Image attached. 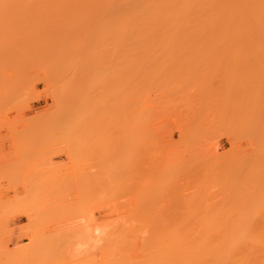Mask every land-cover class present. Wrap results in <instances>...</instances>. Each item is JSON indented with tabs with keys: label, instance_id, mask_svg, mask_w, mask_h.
I'll return each mask as SVG.
<instances>
[{
	"label": "rangeland",
	"instance_id": "obj_1",
	"mask_svg": "<svg viewBox=\"0 0 264 264\" xmlns=\"http://www.w3.org/2000/svg\"><path fill=\"white\" fill-rule=\"evenodd\" d=\"M61 1L60 0H56V1L55 0L54 1L53 0L52 1L51 0L50 1L49 0H10V1L0 0V264H105V263L111 264L110 262L113 261H115L113 262V264H115L116 261L118 262V264H124L128 262L129 259L131 262L129 261L128 264L129 263L141 264L139 262L134 261V259H132L131 257H127L128 256L127 254L118 253L117 256L114 246L115 243L112 244V241L114 242V240L116 239V238L113 239L112 237L118 236L119 238H122L123 236L125 237L127 235L125 233L127 232L126 229H124L125 230L124 232L122 229L126 225L125 223H127L128 221V220L125 221L127 219L126 215L127 217L128 215L129 216L131 215L132 218V221H130L131 219L129 217L130 222L128 221L127 224H130L131 222L135 224H141V223L144 224V222L145 224H148V222L149 224L150 223L156 224L157 222L155 221L159 219L158 216L163 218L167 212H168L166 214L167 216L170 215V213L172 212L171 214L173 217H171L170 215L169 220L175 218L176 213L178 216L187 213L184 215L187 216L190 215L188 218H190L193 214L191 218L194 217L196 220V213L197 214L200 213V210L198 211V209L196 208H201L200 214L210 212L211 211L210 209H212L211 212H213L217 209L233 208V212L236 211L235 217L237 215V210L238 211H240V209L246 210L248 208L254 209L255 207L259 208L260 206L259 204L263 203L264 201V194H263L264 175L262 174L264 169L257 170L258 172L250 171L251 168L252 170L256 169L255 168L256 166L252 164L255 155L253 156V158H250L248 155H251L252 153L254 154V152H259L261 150L260 146L261 148L262 146L264 147V141L262 140V137L264 139V135H262L264 134V129H259L257 126V124L260 121H262V119L264 121V116L262 115L261 117L260 115L261 114L260 109H262V111L264 112V57L263 56L257 57V55L255 54L256 52H262V51L257 49L255 50L244 49L245 50L244 51L239 48H236L237 50L235 48H221V49L191 48V50H189L190 48H177V47L174 49L164 48V47H153L151 49L142 48L144 51H142V49L140 48L138 49L135 48V51L132 50L133 48H131L130 50L129 48H123V49L117 48L118 50H116V48L114 49L115 45L112 44L114 40H111L113 38L112 29L108 27L111 26V18L108 17L105 19V17H103L101 21L105 20L106 22L105 21L103 22L106 23L107 25L99 24L101 22L99 21L100 19L98 20V22H96L97 18L93 16L94 14L92 13V10L93 9L95 10L94 7L96 5L91 10L92 5H90L89 3L88 6L90 5V7H88L85 6L87 2L84 3L85 7L84 6L81 7L85 12L82 13L81 10L82 14H80L79 11L76 10L77 11L76 12L74 8H76L78 4L79 5L83 4L82 3L83 0L81 2L80 0L79 1L61 0ZM94 3L97 4L98 7V2L96 3L95 1ZM74 4L76 6H74ZM103 6L104 5H102V7ZM86 7L90 11V13H92V16L87 17L89 14L86 15V10H85L87 9ZM100 9L101 6L99 4V10ZM89 11H87V13H89ZM102 11L103 9H101V12ZM98 12H96V14ZM101 12H99V15ZM80 15L83 16L81 17ZM99 17L100 16H98V18ZM101 18H102V14H101ZM11 21L15 23L16 26L13 23L11 24L10 23ZM8 22L12 27L8 24ZM95 22L96 24L98 23V25L102 27L101 28V30L103 29L102 32L106 29L107 30L109 29L110 32L106 31V33L109 32L108 33L109 35L108 34L106 35L112 38L110 39L104 33L102 35L100 27L97 28L98 25H96ZM109 23L110 25H108ZM7 24L8 26H10L9 28H7ZM104 25H106L108 28L106 27H105L106 29L103 28ZM102 37H104L105 39H103ZM109 39L111 41H109ZM108 42H110V44H108ZM105 46L108 49L105 48ZM110 49L111 51H108ZM113 50L117 52H114ZM123 50L125 53L123 52ZM140 50L142 53L139 52ZM146 50H148L149 53ZM103 51L105 52V55ZM127 51H128V55H127ZM110 52H114V54L112 55ZM171 52L173 53L176 52V53H174L173 55ZM224 52L226 55L223 54ZM107 53L109 54L106 55ZM129 53L131 54L129 55ZM148 54H150L151 56ZM193 54H195V56ZM254 54L256 55V57ZM81 55H83V57L85 58V59L83 58L84 61H86L85 64L84 61L82 62V64H80V61H82V59L80 60ZM116 55H117V59L114 58L116 57ZM157 56H159L160 58ZM127 58L130 59L128 60ZM114 60H117V64L114 63L116 62ZM122 61L124 63H122ZM128 61H130L131 64H128L130 63ZM132 61H134L135 64ZM111 63L112 64L114 63L116 66L119 65L117 67V70H116V66L114 64L112 66ZM120 64L121 65L124 64L123 65L125 66L124 69ZM78 66L85 67L86 69L84 68L85 70H81L83 68L81 67L78 68ZM74 69H75L74 73L77 74L79 73V75H81L80 73L81 71L82 73L84 71L85 74L81 75L84 79V82L83 81L81 82V80H83L82 77L78 79L79 75H76L77 76L76 79H78L76 80V82L77 81L79 82L74 83L75 81L74 80L72 81V79H74V77L76 76H73V78H71L70 80V77H72ZM77 69H79V71ZM119 69L120 70L122 69L125 72H123L122 70L119 71ZM115 70L117 72H115ZM113 71L115 72V74ZM139 71L140 72L143 71V72L140 74ZM194 71H196L195 75L193 73ZM199 72L201 73L200 76L198 75L200 74ZM121 73L124 75H120ZM130 73H133L136 79V80L134 79V84H133L134 86L132 87L133 97L131 96L132 92L130 85L126 87L130 79L129 80L127 79V83L124 82L126 85L121 82L123 79L121 81L119 80L121 76H122L121 78H125L126 80V78H129L128 75L130 76ZM108 76H113V77L109 79ZM187 77L189 80L188 79L185 80ZM119 81L122 84H120ZM138 81L139 82L142 81V82L139 84ZM72 83L74 84L73 88L74 87L77 88L78 85L80 86V83H83V85H81L80 88L78 86V89H76L77 92H74L75 88L74 91H72L73 88H71ZM182 84L183 85L185 84L184 88ZM122 85H124L126 88ZM116 86L119 88H117ZM110 87L112 89H110ZM124 88L126 90H124ZM179 88L181 91L179 90ZM129 89L131 92V93L129 92L130 96L128 95L127 92V90L129 91ZM137 89L140 90L138 91ZM110 91L113 92L112 93L113 95L115 94L114 97L113 95H111ZM115 91L116 92L119 91V92L115 93ZM124 91H126L127 93H124ZM68 92H70L69 93L70 95L68 94ZM84 92L85 94L87 93L88 94L84 95ZM75 93L76 95L78 94V96L74 95ZM179 93L181 97L179 96ZM120 94L122 96L127 94L128 98L127 96H125V98H122V96L120 97ZM73 95L75 98L78 99L72 100V98L71 99L69 98L70 96L73 97ZM184 95L186 96L185 98ZM80 96H81V101H80ZM84 97L86 98L85 101H84L85 99ZM118 97L120 98L117 99L119 102L116 101V99H113ZM135 97L136 98L139 97L140 101L138 98L136 99ZM74 100L75 101L78 100L77 103L79 105L75 104ZM104 100H106L107 103L106 101L104 102ZM113 100L117 102L116 105H114L115 102H113ZM132 100L135 102L133 103ZM124 101L126 102L125 106L122 105L124 104ZM183 101L186 103H184ZM194 101L195 102L199 101V103L198 102L195 103ZM140 102L143 106L141 104L139 105ZM191 102L192 104H189ZM131 103L133 104L134 108ZM225 103H227L228 105ZM196 104L198 106H195ZM199 104H201L202 106ZM108 105L111 107H109ZM118 105L120 106L119 107L120 109H118ZM191 106H193L192 107L193 109L201 107L200 110L199 109L197 110V112H199L201 115L196 112V114L199 116V120L197 115H194V113H192L191 110L193 109L191 108ZM213 106L216 107L214 108L216 111L211 110L213 109L212 108ZM122 107L123 110H121ZM105 108L106 109L111 108V109H108L109 110L108 112V110H105ZM222 108L223 109L227 108V109L223 110ZM83 109L84 110L86 109L85 113H88L87 112L88 109L89 112H91L90 111L91 109H96L93 110L95 113L94 118H93V114L91 115V113H88L87 115L83 114L85 115L84 117H88L82 119L83 123L85 121L87 122L84 123L85 125L83 123L81 125L80 122L82 118L81 115L82 113H84ZM136 109L138 110V112ZM201 109L203 110V112L201 111ZM217 109L218 110L221 109L220 112ZM210 110L214 112L215 119L212 115L213 112H211ZM249 110L250 113L248 112ZM139 112H141L140 118L142 117V119L140 118L137 119V116H139ZM216 112L218 114H215ZM245 112L246 114L244 115L243 113ZM112 114L113 115L116 114L114 115L115 117ZM206 114L210 115V117H206ZM111 115L113 116V119L111 118L112 117ZM127 115L129 116L127 117ZM218 115L219 117H217ZM237 115H239L240 118ZM243 115L245 120L249 118V116L250 118L252 116V119L250 118L248 119L250 122L244 121ZM246 115H248L247 118ZM90 116L93 119H91ZM222 116L224 117V119ZM134 117L136 119H134ZM228 117L231 122L229 121ZM194 118L195 120L193 121ZM206 118L208 119L211 118L212 120L210 119L211 121H208L207 119L206 121ZM128 119L131 121V123ZM236 119H237V123H236ZM213 120L216 121L214 122ZM136 121L138 122L135 123ZM195 121H197V123ZM112 122L116 123V125ZM246 122L247 123L249 122L248 123L249 125H247ZM105 124L108 125L110 128ZM131 124L133 126H131ZM89 126L91 127L89 128ZM134 126H136L135 129L133 128ZM108 128L112 130L109 131ZM139 128H142V130ZM258 129L261 130L262 132L259 131L260 132L259 133ZM113 130H114V134L119 131V133L116 134L117 135L120 134L121 140L119 136H117L116 134L115 135L117 138L119 137V139H117V142L123 148H121L118 145V143L115 141L116 137L114 138L115 135L113 136L112 134ZM132 130H135L133 131V134H135V136L137 137L133 138L132 133H128L129 135H126L127 132L129 131L131 132ZM183 131L184 132L186 131V133H184ZM96 133H98L97 134L98 138L96 136ZM110 134H112V136ZM137 134H139L140 136L142 134V136L139 137ZM254 134L256 135L255 138H254ZM260 134L262 135V137L260 136ZM83 137L89 139L90 142V143L87 142L88 143L87 150H86V146H84V144H86L85 141H87V139L84 141L85 138ZM101 137H103V140L101 139ZM111 137L113 139H111ZM129 137L130 139L133 138V140H135V141L132 140L133 141L132 145L133 148H135V151L131 149L132 148L131 140L129 139ZM93 138L94 141L92 140ZM110 141L111 143H114L113 147ZM125 141H130L128 142L130 144L129 153L133 151L132 152L133 155L132 154L129 155L128 153L129 149L127 147H124V146H129V144L126 143ZM252 141L254 143H252ZM83 142L84 144L82 145ZM104 142L107 143V146L106 143L104 145ZM108 142L110 145H108ZM138 144L141 146V148L142 147L144 148V149L142 148V150H144L143 157L139 153L138 149L141 148ZM115 145H118L117 149ZM137 146H139V148ZM118 148H120L119 152H121V154H119ZM112 149L113 150L116 149V151H113ZM103 150L104 151L106 150L105 151L106 154L103 152ZM125 150H127V152H125ZM232 150H235V153ZM126 153L128 154L126 155ZM218 153H221V156H223V158L225 157L224 163L221 162L222 159L220 154L218 155ZM224 153L225 154L227 153L228 156L227 155L224 156L225 155ZM243 153H245V157L247 159L249 158L253 159L252 163H250L251 161L250 162L248 161L250 163L248 164L249 167L248 165H246V167L248 168L251 167L249 169V173L252 174L250 175L247 172L248 171L247 168L245 172L246 174L249 175L246 177L245 174V179L243 176L244 180L242 178H238L239 177L238 176L234 181V178H232L233 176L231 177L230 175V171L234 170L233 168H235L238 162L237 159L241 156L240 154ZM110 154L118 155V157L117 156L113 157ZM123 154L125 156H123ZM119 156H121V158ZM122 156L124 158H122ZM136 156L138 158L139 156H141L142 159L146 156L143 159L144 161L140 157V161L142 160V162L143 163L145 162V164L143 165V163L138 162V160L134 158ZM105 157L108 158V160L105 159L107 161L104 160ZM217 157H219V159ZM232 157L234 158L238 157V158L234 160ZM227 159L232 161L229 162ZM244 160L246 161V159ZM112 161H114L115 163ZM136 161L140 164L136 165L137 164ZM147 161L149 162L151 161L152 163H154V165L156 164L154 166V169L159 168L158 171L156 170L157 173H155V174L160 173V176L157 175L159 176L158 179L157 177L156 179H154L155 178L154 176L156 175H154L153 173L149 174L150 173L149 170L152 169L151 170L152 172L153 167L149 168V166H151L152 163H146ZM99 162L102 163L106 162L107 164L109 163L108 165L109 167H107V164L104 163L101 164L104 167H101ZM111 162L114 167L111 166ZM119 162L121 163V165ZM226 162L227 164H225ZM134 163L136 164L134 165ZM222 163L224 165H222ZM245 163H242V165ZM146 164L147 165L149 164V166H147ZM160 164L161 166L162 165L163 166L161 167ZM205 164H207V167L206 166L204 167ZM215 164L218 165L216 166ZM118 165L120 166V168ZM141 165H143L142 167L145 168L143 169ZM238 165L236 166V169ZM99 166L101 170L105 169V173L107 170V173L105 174L104 171H101ZM208 166L211 167L210 171L207 170L209 169ZM124 168H127L128 170L126 171V169ZM202 169H203V175L201 174ZM226 169L227 171H225ZM111 171H113V173ZM118 171L121 172L119 173L120 175H118L117 173ZM131 171L133 172L136 171V173H139V177L137 176L138 174L135 175L136 173L133 174ZM205 171L206 172L208 171V173H206ZM237 171L238 174H240L241 170L239 171L238 169ZM237 171L234 170V173L235 172L237 173ZM128 173L133 174V176L129 175ZM211 173L215 175H212ZM112 174L114 176L116 175L115 179L118 177L117 180L114 179ZM125 174L128 175L125 176ZM255 174L258 176L257 177L258 179L255 178L256 177ZM144 175H146L147 177L150 176L148 177L149 180L150 178L154 177L153 180L151 179V186L149 185L150 181ZM199 176L201 178L203 177V180L206 183L207 182L212 183L210 184V186L211 185L214 186L212 188L208 187L207 185L209 184H206ZM85 177L86 180L89 181L90 186L89 185L88 186L90 188L87 186L88 183L85 180ZM98 177L99 179L104 177L103 180L106 178V181L108 177V179L110 178L111 181L112 180L114 181L111 182L110 180H108L111 182V185H109L107 182L108 184L107 187L105 180L102 183V179L99 180ZM111 177H113V179H111ZM131 177L133 181L135 179V182H131L132 181ZM144 177H146V179ZM210 177L213 179H211ZM126 178L130 179V184L132 183V185H129V180H127ZM119 179L121 181H118ZM141 179L148 180L149 182L148 181L146 182L144 180V182L146 183L143 184L147 185V183H149L148 185L151 189L152 187L153 188L156 187L155 191L154 189L151 191V189L149 188L146 189V187H143L144 185L142 186L143 181ZM205 179H207V181ZM139 180L140 183L138 182ZM212 180L215 183H213ZM220 180L221 181L225 180V184L224 182H222L223 184H221ZM124 181L127 183H125ZM155 181L158 183H155ZM245 181L246 183H248V185L245 183ZM97 182L98 185L100 182L101 184L100 187L97 185ZM114 182L117 184H115ZM152 182L154 186H152ZM217 182L218 185L220 182L221 188L219 189ZM84 183L86 184V187ZM138 183L140 184V188H137L139 186ZM243 183L248 187L245 188V185ZM258 183L259 186L257 185ZM103 184L106 186H104ZM127 184L129 186H132V188L128 187ZM134 184L136 185V187L134 186ZM201 184L202 186L205 185L211 189V190L208 189L211 194V195L209 194V199L208 196H205L208 195L207 194L208 192H205L206 187H203L204 188L203 190L199 188L204 193L201 191L198 192L199 189L195 188L197 187V185L201 187ZM96 185L99 188H97ZM102 185L104 186V189ZM254 185L256 186V188H254L255 187ZM121 186H123V188L125 189L126 187L131 189V192L130 189L129 191L127 190L128 188L126 189L125 195L122 196L123 199L126 196L127 191L129 193L127 194L126 197L128 198V195L129 197L130 195L132 197L131 199L132 201L129 200L130 198L127 199L125 197L124 200L122 199L123 200L122 202L125 203L127 199V201L129 200L133 202V204L131 202L129 203L134 205V208H131L133 206L130 205L128 202H126L129 206L127 205L126 208H122L121 210V208L119 209L120 206L119 200H121L122 197L120 198L118 197L117 200L115 198L114 200L112 199V197L117 196L119 191H122ZM187 186H189V188ZM94 187L97 188V190ZM215 187H217V189L220 192ZM242 187H244L245 189ZM249 187H251L252 190L249 189ZM257 187H258V191H257ZM259 187L263 189L261 190ZM119 188L121 190H119ZM135 188L140 189V190L136 189V192L142 191L140 193H143L144 191V193H146V197L144 193L142 194L145 197V200L147 196L148 197L150 196L151 199L149 198V200H147L148 202L144 203L143 202L144 197L138 193L137 195L138 196L140 195V197L136 198L137 195L135 194L136 193ZM213 188H215V190ZM253 188L256 189V192ZM125 189H123V191ZM239 189H241V191ZM89 190L91 191L93 190V191L91 192ZM102 190L106 194L103 193ZM115 190H117L116 192L117 194L115 193ZM132 190H134V192H132ZM147 190L150 191L148 192ZM221 190H223V192ZM183 191L184 194L186 195L182 199ZM242 191L245 193V195H248V197L243 195L244 193ZM107 192H109L111 195L110 194L108 195ZM187 192L189 193V195ZM246 192H248V194ZM252 192L255 193L253 194ZM258 192L260 193L258 194ZM113 193H115L116 196ZM97 194L100 195L98 196ZM122 194L123 193L119 194V196H121ZM178 194L179 195L182 194V196L180 195V199H177ZM213 194L219 196V198H222V200L218 199V197L214 198V196H213L214 199L213 200L211 198ZM227 194H229V196H227ZM106 195H108V197L105 198V200L110 198L108 199V201L104 200V197ZM157 195L158 197L156 198ZM223 195L224 196L226 195L225 198H223L224 197ZM188 197L191 198L189 199ZM254 197L256 198V201L258 200L257 201L258 204L257 203L255 204L256 201H254L255 200ZM153 198L155 200L157 199L156 202L154 201ZM199 198L201 199L199 200ZM241 198L243 203L245 201V205H246L245 207L244 205H241L242 203H239ZM243 198L246 200L248 199L247 202L246 200H243ZM100 199L101 200L103 199V201H100ZM111 199L114 201V203L112 202ZM136 199L139 201L137 202ZM152 199L153 201H151ZM196 199L198 200V203H200L203 200L199 206L196 205L198 203L194 204L197 201ZM164 200L167 202L165 203L166 205L164 204L165 202ZM180 200L182 202H179ZM183 200L184 203H186V205L183 203ZM157 201L158 202L164 201V202L163 203L159 202L158 205ZM187 201L191 204H189ZM260 201L262 202L260 203ZM142 202L144 204H141ZM225 202L228 204V206ZM107 203L108 205L110 203V206L107 207ZM116 203L119 204L115 206ZM135 203H139L140 206H142V208H144V206L153 208L152 210L150 209L151 210L150 215L149 213L148 214L146 213V209H148L147 207H145V210H142V208H140V206ZM169 203H171V205L176 208L173 209L174 207L170 206ZM167 204L170 207H168ZM214 204L215 205L220 204V205H216L215 207ZM263 204L260 207L264 208ZM121 205L123 204L121 203ZM161 205L162 207L163 205H165L168 208L163 207L164 209H162ZM182 205L184 207H180ZM117 206L118 209H115L117 208ZM177 206L180 208H178ZM192 206L193 207L195 206L196 208L195 207L193 208ZM240 206H243V209ZM123 207L125 206L123 205ZM138 207L141 210H139ZM112 208L115 211L113 212L112 210V213H110ZM154 208L156 209V211H154L155 210ZM166 208H167V212H166ZM234 208L236 209L234 210ZM258 208L254 209L255 211L257 209L258 211V213L256 211L257 215L256 214L254 215L256 216L254 220L262 221V219L264 218L263 216L264 212H262L261 210H263V208H260L261 210ZM137 209L139 212L140 211L142 212L138 214L139 218H136L137 216L135 217V214H137L135 213ZM188 209L191 210L188 211ZM116 210H119V212ZM181 210H183L184 212H181ZM144 211L146 214L143 213ZM157 211L159 212L157 213ZM161 211H164L162 212L164 215L161 213ZM191 211H193V213ZM118 214L125 215V217L124 215L123 217L121 215V218L119 216V218L123 221L119 220V218L117 217ZM112 216L116 221L114 220H113L114 222L111 221V219H113L111 218ZM144 216L148 217L146 218V221L144 220L145 219ZM149 216H151V218ZM178 216L176 217L177 219L175 218L176 221H174V219L171 221L163 219V221L165 220L167 221V223L177 222V220L181 218V217L178 218ZM141 217H143V219ZM109 218L111 219L109 220ZM149 218L153 219L154 222L153 221L147 222ZM162 218H160L161 221ZM139 220L140 221L144 220V222L137 223V221ZM112 222L113 224H111ZM159 222L160 220L158 221L157 224H159ZM104 224H105L104 227L105 229L102 231L101 228H103ZM109 224L113 228L116 227V230L113 229L111 226L109 227ZM106 225L107 227H109V229L106 227ZM128 226L125 227L128 229ZM105 230L107 233L105 232ZM121 233H125V234L123 235ZM105 240L106 241L108 240L107 243L110 241V243H108L109 245L106 243ZM103 245L105 246V249H103L104 248ZM106 248L109 249V251L107 250L108 253L105 252ZM105 254L108 255L104 257ZM109 254H113V255L109 256ZM125 259H127V261Z\"/></svg>",
	"mask_w": 264,
	"mask_h": 264
},
{
	"label": "bare ground",
	"instance_id": "obj_2",
	"mask_svg": "<svg viewBox=\"0 0 264 264\" xmlns=\"http://www.w3.org/2000/svg\"><path fill=\"white\" fill-rule=\"evenodd\" d=\"M10 1V0H9ZM50 1V0H49ZM52 1V0H51ZM54 1V0H53ZM56 1V0H55ZM61 1V0H60ZM76 1V0H75ZM79 1V0H78ZM82 0H80V2H81ZM96 1V3L98 2V7H97V4H95L94 2ZM102 2V3H100V2ZM37 2V1H36ZM48 2V1H47ZM62 2V1H61ZM67 2H69V1H67ZM87 2V3H86ZM91 2H92V4H91ZM63 3V2H62ZM70 3H72V2H70ZM76 3V2H75ZM82 3L83 4H81V5H79L78 4V2H77V4H78V6L76 7V8H74L75 9V11L77 10V11H79V13L80 14H82V13H84L85 11H83V6H84V3H86V5L85 6H88V4L90 3V5H92L91 6V10L93 9V7L95 8V10L93 11L92 10V13L94 14L93 16H95L97 19V21L96 22H98V20L99 21H101V19H103V17H105V19L106 18H111V26H108V27H110L111 29H112V35H113V38L112 37H109V36H107L106 34H108L110 31H109V29L107 30L106 28H108L106 25V23H104L103 21H105V20H103V21H101V22H103V23H99V24H106V25H104V27L103 28H105L106 30H104L103 32H102V30H101V26H99L98 25V23L96 24V22H95V24L96 25H98L97 26V28L98 27H100V30H101V32H102V35H103V33L107 36V37H109L111 40H114L113 41V45H115V47H114V49L116 48V50H118L117 48H129V50L131 49V48H133L132 50L133 51H135V48H140V49H142V48H153V47H164V48H190L189 50H191V48H193V49H196V48H239V49H242V50H244V49H257V50H260V51H262V52H256L255 54L257 55V57H260V56H263L264 57V0H83L82 1ZM103 3H105V4H103ZM49 4V3H48ZM52 4V3H51ZM68 4V3H67ZM94 4V5H93ZM99 4H100V6H101V9H103V11L101 12V9L99 10ZM5 5V4H4ZM9 5V4H8ZM32 5V4H31ZM38 5H40V4H38ZM58 5V4H57ZM90 5L88 6V7H90ZM102 5H104L103 7H102ZM36 6H37V4H36ZM35 6V7H36ZM48 6V5H47ZM62 6V5H61ZM72 6V5H71ZM70 6V7H71ZM74 6H76L75 4H74ZM82 6V7H81ZM84 6V7H85ZM4 7V6H3ZM2 7V8H3ZM44 7H45V5H44ZM63 7V6H62ZM81 7V8H80ZM96 7H97V9H96ZM54 8V7H53ZM77 8H79V9H77ZM87 8V7H86ZM21 9V8H20ZM38 9V8H37ZM49 9V8H48ZM50 9H51V6H50ZM64 9H65V7H64ZM71 9V8H70ZM90 9V8H89ZM8 10H10V9H8ZM44 10V9H43ZM62 10V9H61ZM81 10H82V13H81ZM86 10V15H88L87 17H90V16H92V13H90V11L88 10V8L87 9H85ZM98 10H99V12H101L100 13V15H99V12H98ZM32 11V10H31ZM65 11V10H64ZM76 11V12H77ZM87 11H89V13H87ZM96 12H98L97 14H96ZM67 13V12H66ZM70 13H71V11H70ZM75 13V12H74ZM9 14V13H8ZM34 14V13H33ZM49 14V13H48ZM76 14V13H75ZM74 14V15H75ZM101 14H102V18H101ZM10 15V14H9ZM62 15V14H61ZM72 15V14H71ZM85 15V16H86ZM104 15V16H103ZM107 17H106V16ZM11 16V15H10ZM81 16V15H80ZM83 16V15H82ZM81 16V17H82ZM98 16H100L99 18H98ZM10 20V19H9ZM107 20H109V19H107ZM16 21V20H15ZM106 22V21H105ZM11 24L13 23L12 21L10 22ZM8 24H9V22H8ZM8 24H7V28H9L10 26H8ZM13 24H15V23H13ZM108 25H110V23L108 24ZM15 26H16V24H15ZM18 26V25H17ZM12 27V26H11ZM19 27V26H18ZM106 31H109L108 33H106ZM109 35V34H108ZM110 36H111V33H110ZM105 37V36H104ZM104 37H102L103 39H105ZM102 39V40H103ZM109 39V41H111ZM101 40V41H102ZM104 41V40H103ZM105 41H107V40H105ZM108 44H110V42H108ZM107 47H108V45H107ZM106 46H105V48H107ZM111 47V46H110ZM112 48H113V46H112ZM108 49V48H107ZM172 49V50H173ZM126 50V49H125ZM163 50H165V49H163ZM166 50H168V49H166ZM179 50V49H178ZM182 50H184V49H182ZM204 50V49H203ZM237 50V49H236ZM108 51H111V49L110 50H108ZM114 52H117V51H115V50H113ZM120 51V50H119ZM142 51H144L143 49H142ZM147 52H148V50H146ZM245 51V50H244ZM104 52V51H103ZM114 52H110L112 55L114 54ZM121 52V51H120ZM123 52H124V50H123ZM130 52V51H129ZM132 52V51H131ZM137 52H138V50H137ZM139 52H141V50L139 51ZM191 52V51H190ZM189 52V53H190ZM125 53V52H124ZM142 53V52H141ZM149 53V52H148ZM158 53V52H157ZM161 53V52H160ZM163 53H164V51H163ZM162 53V54H163ZM173 55H174V53H176V52H171ZM180 53V52H179ZM185 53H187V52H185ZM193 53V52H192ZM197 53V52H196ZM195 53V54H196ZM200 53V52H199ZM204 53V52H203ZM232 53V52H231ZM238 53V52H237ZM249 53V52H248ZM248 53H246V54H248ZM109 53H107L106 55H108ZM116 54V53H115ZM131 53H129V55H130ZM195 54H193L194 56H195ZM213 54V53H212ZM223 54H225V52L223 53ZM235 54V53H234ZM234 54H232V55H234ZM254 54V55H255ZM104 55H105V52H104ZM119 55V54H118ZM122 55V54H121ZM127 55H128V51H127ZM140 55H142V54H140ZM148 55H150V54H148ZM157 55V54H156ZM160 55V54H159ZM172 55V56H173ZM183 55H184V52H183ZM187 55V54H186ZM197 55V54H196ZM203 55V54H202ZM226 55V54H225ZM229 55H230V53H229ZM251 55H252V53H251ZM256 55H255V57H256ZM131 56H133V55H131ZM134 56H135V54H134ZM144 56V55H143ZM147 56V55H146ZM151 56V55H150ZM155 56V55H154ZM176 56V55H175ZM178 56V55H177ZM182 56V55H181ZM192 56V55H191ZM241 56H242V53H241ZM244 56V55H243ZM141 57V56H140ZM145 57V56H144ZM157 57H159V56H157ZM163 57H164V55H163ZM174 57V56H173ZM84 57H83V55H81L80 56V60L82 59V61H80V64H82V62L84 61V59H83ZM110 58V57H109ZM108 58V59H109ZM115 59H117V55H116V57H114ZM135 58V57H134ZM160 58V57H159ZM111 59V58H110ZM128 59V58H127ZM130 59V58H129ZM128 59V60H129ZM139 59V58H138ZM142 59V58H141ZM105 60H107V59H105ZM118 60H119V58H118ZM132 60V59H131ZM111 61V60H110ZM114 61H116V62H114ZM113 62L115 63V64H117V60H114ZM136 61H137V59H136ZM143 61V60H142ZM85 62L86 61H84V64H85ZM112 62V61H111ZM128 62H130V61H128ZM133 63H134V61H132ZM78 63V62H77ZM110 63V62H109ZM113 63V64H114ZM118 63H121V62H118ZM122 63H124L123 61H122ZM127 63V62H126ZM139 63H140V61H139ZM112 64V63H111ZM113 64H112V66H113ZM114 64V65H115ZM128 64H131V62L130 63H128ZM135 64V63H134ZM137 64V63H136ZM143 64V63H142ZM108 65V64H107ZM121 65V64H120ZM124 65V64H123ZM123 65H121L122 67H123V69H124V67L125 66H123ZM139 65V64H138ZM84 66V65H83ZM109 66V65H108ZM107 66V67H108ZM111 66V67H112ZM116 66V65H115ZM119 65H117L116 66V70H117V67H118ZM79 67H81V68H83V69H81V70H85L86 68L85 67H82V66H78V68ZM77 68V67H76ZM85 68V69H84ZM138 69H139V67H138ZM78 71H79V69H77ZM115 70V72H117ZM122 70V69H121ZM120 69H119V71H121ZM142 70V69H141ZM111 71V70H110ZM123 72H125L124 70H122ZM127 71V70H126ZM130 71V70H129ZM75 72V69H74V71H73V74H75V75H73L72 74V77H70V80H71V78H73V76H76V75H79V73L77 74V73H74ZM77 72V71H76ZM114 72V71H113ZM115 72H114V74H115ZM143 72V71H142ZM142 72H140L139 71V73L141 74ZM195 72L196 71H194L193 73H194V75H195ZM81 73V75L82 74H85L84 73V71H83V73H82V71L80 72ZM145 73H146V71H145ZM200 73V72H199ZM126 74H127V72H126ZM125 74V75H126ZM197 74V73H196ZM81 75H79L78 76V79H80V77H82ZM111 75H112V73H111ZM120 75H124V74H120ZM147 75V74H146ZM199 76L201 75V73L200 74H198ZM114 76V75H113ZM113 76H108V78L110 79L111 77H113ZM127 76V75H126ZM122 77V76H121ZM119 78V80L121 81L122 79L124 80H122L121 82L122 83H124V82H126L127 83V79L129 80L130 79V81H129V83H128V85L126 86V87H128L129 85H130V88H131V92L133 91L132 90V87L134 86L133 84H134V79H135V75L133 74V73H130V76L128 75V77L129 78H126V80H125V78ZM141 77H142V75H141ZM195 77V76H194ZM77 78V76L76 77H74V79H72V81L74 80L75 82L74 83H77V82H79V81H77L76 82V80H78V79H76ZM115 78H116V75H115ZM114 78V79H115ZM140 78V77H139ZM143 78H144V75H143ZM147 78V77H146ZM182 78V77H181ZM82 79H83V77H82ZM188 79V77L185 79V80H187ZM117 80V79H116ZM136 80V79H135ZM137 80H138V78H137ZM141 80H144V79H141ZM189 80V79H188ZM196 80V79H195ZM84 82V79L83 80H81V82ZM110 81V80H109ZM112 81V80H111ZM114 81V80H113ZM119 81V82H120ZM106 82V81H105ZM115 82V81H114ZM116 82H118V81H116ZM120 82V84H122ZM139 82V81H138ZM142 82V81H141ZM141 82H139V84L141 83ZM186 83V82H185ZM79 84V83H78ZM78 84H75V85H78ZM125 84V83H124ZM138 84V83H137ZM145 84V83H144ZM187 84V83H186ZM81 85H83V83H80V86ZM106 85H108V84H106ZM112 85V84H111ZM126 85V84H125ZM142 85V84H141ZM185 85V84H184ZM183 84H182V86H183V88L185 87ZM73 86H74V84L72 83V86H71V88H73ZM79 86V85H78ZM78 86H77V88H75V91H74V88H73V90L72 91H74V92H77L76 91V89H78ZM80 86H79V88H80ZM118 86V85H117ZM116 86V87H117ZM121 86V85H120ZM122 86H124V85H122ZM139 86V85H138ZM180 86V85H179ZM125 87V86H124ZM125 87V88H126ZM141 87V86H140ZM181 87V86H180ZM70 88V89H71ZM117 88H119V87H117ZM123 88V87H122ZM124 88V90H126ZM136 88H137V86H136ZM70 89H69V91H70ZM83 89V88H82ZM110 89H112L111 87H110ZM116 89V88H115ZM109 90V89H108ZM122 90V89H121ZM138 90V89H137ZM140 90V89H139ZM138 90V91H139ZM179 90H180V88H179ZM82 91V90H81ZM86 91V90H85ZM107 91V90H106ZM114 91V90H113ZM119 91H120V89H119ZM119 91H117V92H119ZM123 91V90H122ZM181 91V90H180ZM111 92V95H113L112 93V91H110ZM116 91H115V93H117ZM127 92H128V95H129V92H130V89H129V91L127 90ZM126 91H124V93H127ZM130 92V93H131ZM189 92V91H188ZM187 92V93H188ZM70 92H68V94H69ZM73 93V92H72ZM71 93V94H72ZM78 93H79V91H78ZM123 93V92H122ZM121 93V94H122ZM88 94V93H87ZM87 94H85V92H84V95H87ZM120 94V97L122 96ZM132 94H133V92L131 93V96H132ZM138 94H139V92H138ZM70 95V94H69ZM74 95H76V93L74 94ZM74 95H73V97H74ZM82 95V94H81ZM90 95V94H89ZM105 95V94H104ZM108 95H110V94H108ZM76 96H78V94L76 95ZM115 96V94L113 95V97ZM125 96H127V94H125L124 96H122V98H125ZM130 96V95H129ZM136 96V95H135ZM179 96H180V93H179ZM69 97V96H68ZM72 96H70L69 98L71 99L72 98V100L73 99H78V98H73ZM108 97V96H107ZM106 97V98H107ZM133 97V96H132ZM140 97V96H139ZM139 97H137L138 99H139V101H140V98ZM181 97V96H180ZM186 96L184 95V98H185ZM187 97H188V95H187ZM85 98V97H84ZM91 98V97H90ZM121 98V99H122ZM127 98H128V96H127ZM136 98V97H135ZM136 98V99H137ZM183 98V99H184ZM263 98V97H262ZM261 98V99H262ZM98 99H101V98H98ZM113 99H116V101H118L117 99H120L119 97L118 98H113ZM131 99H133V98H131ZM131 99H130V101H131ZM135 99V100H136ZM187 99V98H186ZM83 100V99H82ZM86 100V98L84 99V101ZM109 100V99H108ZM123 100V99H122ZM185 100V99H184ZM189 100V99H188ZM75 101V100H74ZM77 101L78 100H76L75 101V104H78L77 103ZM80 101H81V96H80ZM83 101V102H84ZM89 101V100H88ZM103 101V100H102ZM106 100H104V102H105ZM116 101H114L113 100V102H115L114 103V105H116L117 104V102ZM127 101V100H126ZM138 101V100H137ZM181 101H182V98H181ZM186 101V100H185ZM262 101V100H261ZM82 102V103H83ZM95 102H96V100H95ZM119 102V101H118ZM132 102L134 103L135 101H133L132 100ZM142 102H144V101H142ZM184 102V101H183ZM195 102V101H194ZM199 103V101H196L195 103ZM74 103V102H73ZM81 103V102H80ZM85 103V102H84ZM83 103V104H84ZM106 103H107V101H106ZM125 101H124V104H122V105H124L125 106ZM130 103V102H129ZM182 103V102H181ZM184 103H186V102H184ZM183 103V104H184ZM224 103V102H223ZM97 104V103H96ZM101 104V103H100ZM132 104V103H131ZM131 104H129V105H131ZM137 104V103H136ZM141 104V102L139 103V105ZM189 104H192V102L191 103H189ZM221 104V103H220ZM225 104H227V103H225ZM72 105H74V104H72ZM79 105V104H78ZM85 105V104H84ZM94 105V104H93ZM104 105V104H103ZM103 105H102V107H103ZM121 105V104H120ZM121 105V106H122ZM127 105V104H126ZM128 105V106H129ZM138 105V106H139ZM142 105V104H141ZM182 105V104H181ZM199 105H201V104H199ZM228 105V104H227ZM109 106V105H108ZM132 106H133V104H132ZM132 106H130V107H132ZM137 106V105H136ZM143 106V105H142ZM145 106V105H144ZM194 106V105H193ZM193 106H191V108L193 107ZM195 106H198L197 104L195 105ZM194 106V107H195ZM202 106V105H201ZM222 106V105H221ZM224 106V105H223ZM261 106H263V105H261ZM101 107V106H100ZM106 107V106H105ZM109 107H111V106H109ZM116 107V106H115ZM115 107H112V108H115ZM120 106L118 105V109H120L119 108ZM129 107V108H130ZM141 107V106H140ZM82 108H85V107H82ZM133 108H134V106H133ZM143 108V107H142ZM145 108V107H144ZM200 108L201 107H198V108H192L193 110H194V112H193V110H191L192 111V113H194V115H197L196 114V112H197V110L199 109L200 110ZM211 108V107H210ZM213 109H211V110H215L214 108H216L215 106H213L212 107ZM218 108V107H217ZM223 108H225V107H223ZM222 108V109H223ZM251 108V107H250ZM261 108V107H260ZM80 109H81V106H80ZM102 109V108H101ZM103 109H104V107H103ZM108 109H111V108H105V110H108ZM118 109H117V112H118ZM132 109V108H131ZM137 109H139V108H137ZM136 109V110H137ZM141 109V108H140ZM227 109V108H226ZM226 109H223V110H226ZM84 110V109H83ZM86 110V109H85ZM84 110V113H82V118H81V125H82V119H85V118H88V117H84L85 115H83V114H88V113H91V115L93 114V118L95 117L94 115H95V113H94V111L93 110H96V109H91L90 111L91 112H89V109H88V113H85L86 111ZM98 110H100V109H98ZM113 110H115V109H113ZM121 110H123V107H122V109ZM133 110V109H132ZM144 110V109H143ZM208 110V109H207ZM210 110V111H211ZM218 110V109H217ZM221 110V109H220ZM220 110H218L219 112H220ZM92 111H93V113H92ZM120 111V110H119ZM189 111V110H188ZM190 111V112H191ZM201 111L203 112V110L201 109ZM205 111V110H204ZM213 111H211V112H213ZM216 111V110H215ZM260 111H261V117H262V115L264 116V112L262 111V109H260ZM83 112V111H82ZM103 112V111H102ZM108 112H109V110H108ZM108 112H107V114H108ZM125 112V111H124ZM137 112H138V110H137ZM136 112V113H137ZM142 112V111H141ZM141 112H139V116H137V119L138 118H140V113ZM190 112H189V115H190ZM209 112V111H208ZM249 113H250V110L248 111ZM263 112V113H262ZM114 113V112H113ZM121 113V112H120ZM123 113V112H122ZM126 113H127V111H126ZM126 113H124V114H126ZM130 113V112H129ZM143 113V112H142ZM191 113V114H192ZM198 114H200L199 112H197ZM207 113V112H206ZM98 114V113H97ZM104 114V113H103ZM124 114H122V115H124ZM205 114V113H204ZM212 114V113H211ZM215 114H218L217 112L215 113ZM220 114H222V113H220ZM219 114V115H220ZM244 115L246 114V112L245 113H243ZM105 115V114H104ZM103 115V116H104ZM113 115V114H112ZM111 115V116H112ZM114 115H116V114H114ZM113 115V116H114ZM130 115V114H129ZM129 115H127V117L129 116ZM137 115V114H136ZM201 115V114H200ZM213 117H214V112H213ZM219 115L217 116V117H219ZM244 115H243V119H244V121H249L248 119L250 118V116H249V118H247L248 117V115H246V120H245V118H244ZM89 116V115H88ZM110 116V117H111ZM113 116L111 117L112 119H113ZM143 116V115H142ZM228 116V115H227ZM235 116V115H234ZM237 116H239V115H237ZM84 117V118H83ZM108 117V116H107ZM107 117H105V118H107ZM115 117V116H114ZM118 117V116H117ZM120 117V116H119ZM131 117V116H130ZM129 117V118H130ZM197 117H198V120H199V116L197 115ZM206 117H210V115H208V114H206ZM223 117V116H222ZM225 117H226V115H225ZM233 117V116H232ZM90 118H91V116H90ZM93 118H91V119H93ZM212 118V117H211ZM210 118V119H211ZM221 118V117H220ZM236 118V117H235ZM234 118V119H235ZM239 118H240V116H239ZM110 119V118H109ZM134 119H136L135 117H134ZM140 119H142V117L140 118ZM139 119V120H140ZM207 119L208 118H206V121H207ZM210 119H208V121H211ZM214 119H215V117H214ZM218 119V118H217ZM223 119H224V117H223ZM228 119H229V117H228ZM233 119V120H234ZM250 119H252V116H251V118ZM108 120V119H107ZM127 120V119H126ZM125 120V121H126ZM129 120V119H128ZM132 120H133V118H132ZM195 120V118L193 119V121ZM197 120V119H196ZM227 120V119H226ZM89 121H91V120H89ZM94 121V120H93ZM105 121V120H104ZM109 121V120H108ZM112 121V120H111ZM114 121V120H113ZM130 121V120H129ZM145 121V120H144ZM203 121H204V119H203ZM214 121V120H213ZM216 121V120H215ZM214 121V122H215ZM218 121V120H217ZM220 121V120H219ZM229 121H230V119H229ZM86 122V121H85ZM84 122V123H85ZM128 122V121H127ZM138 121H136L135 123H137ZM196 123H197V121H195ZM199 122V121H198ZM201 122H202V119H201ZM223 122V121H222ZM225 122V121H224ZM231 122V121H230ZM250 122V121H249ZM248 122V123H249ZM83 123V124H84ZM87 123V122H86ZM104 123V122H103ZM112 123H114V122H112ZM130 123H131V121H130ZM133 123V122H132ZM236 123H237V119H236ZM247 123V122H246ZM247 123V125H249ZM89 124V123H88ZM115 125H116V123H114ZM120 124V123H119ZM195 124V123H194ZM228 124V123H227ZM85 125V124H84ZM83 125V126H84ZM106 125V124H105ZM111 125V124H110ZM127 125V124H126ZM130 125V124H129ZM137 125V124H136ZM142 125H144V124H142ZM197 125V124H196ZM226 125V124H225ZM254 125V124H253ZM80 126V125H79ZM86 126H87V124H86ZM106 126H108V125H106ZM113 126V125H112ZM121 126V125H120ZM131 126H133L132 124H131ZM234 126H236V125H234ZM239 126V125H238ZM240 126H241V124H240ZM246 126V125H245ZM257 126H258V128L259 129H264V121H263V119H262V121H260L258 124H257ZM91 126H89V128H90ZM109 127V126H108ZM138 127H140V126H138ZM252 127V126H251ZM256 127V126H255ZM88 128V127H87ZM110 128V127H109ZM108 128V129H109ZM123 128V127H122ZM129 128H131V127H129ZM134 129L136 128V126H134L133 127ZM182 128V127H181ZM246 128V127H245ZM249 128H250V126H249ZM254 128V127H253ZM113 129H114V127H113ZM117 129V128H116ZM124 129V128H123ZM139 129H141L142 130V128H139ZM244 129V128H243ZM258 129V132L259 131H261V130H259ZM110 130H112V129H109V131ZM118 130H120V129H118ZM138 130V129H137ZM117 131V130H116ZM127 131V130H126ZM133 131H135V130H132L131 132L129 131V132H127L126 133V135H129L128 133H132L133 134ZM108 132V131H107ZM112 132V131H111ZM124 132V131H123ZM184 132V131H183ZM262 132V131H261ZM89 133V132H88ZM105 133V132H104ZM116 133H119V131L118 132H116ZM115 133V134H116ZM125 133V132H124ZM138 133V132H137ZM184 133H186V131L184 132ZM260 133V132H259ZM97 134L98 133H96V136H97ZM112 134H113V136L115 135L114 134V130H113V132H112ZM112 134H110L111 136H112ZM121 134H122V132H121ZM258 134V133H257ZM89 135V134H88ZM109 135V136H110ZM117 135V134H116ZM116 135L114 136V138L116 137ZM124 135V134H123ZM122 135V136H123ZM139 137H141L142 136V134H141V136L139 135V134H137ZM262 135H264V134H262ZM262 135L260 134V136L262 137ZM91 136H94V135H91ZM90 136V137H91ZM102 136V135H101ZM108 136V137H109ZM117 136H119L120 137V134L119 135H117ZM255 134H254V138H255ZM86 137V136H85ZM85 137H83V138H85ZM107 137V138H108ZM119 137L117 138L116 137V139H115V141L117 142V139H119ZM126 137V136H125ZM124 137V138H125ZM132 137L134 138V137H137V136H135V134H133L132 135ZM131 137V138H132ZM258 137H259V135H258ZM89 138V137H88ZM92 138V137H91ZM90 138V139H91ZM97 138H98V136H97ZM133 138L132 139H130V137H129V139L131 140V149H133V151H135V148H133V145H132V142L133 141H135V140H133ZM82 139V138H81ZM87 138H85L84 139V141L86 140ZM101 139L103 140V137H101ZM111 139H113L112 137H111ZM260 139V138H259ZM259 139H258V142H259ZM93 141H94V138L92 139ZM120 140H121V137H120ZM128 140V139H127ZM133 140V141H132ZM141 140H142V138H141ZM255 140V139H254ZM262 140L264 141V139H263V137H262ZM91 141V140H90ZM106 141H107V139H106ZM119 141V140H118ZM137 141H138V139H137ZM87 142H89V139H87V141H85V143L86 144H84V142L82 143V145L84 144V146H86V150H87V146H88V143ZM101 142V141H100ZM121 142V141H120ZM126 143H128V142H130V141H125ZM260 142H261V140H260ZM90 143V142H89ZM103 143V142H102ZM105 143L106 142H104V145H105ZM110 143H111V141H110ZM118 143V142H117ZM135 143V142H134ZM142 143V142H141ZM252 143H254L253 141H252ZM252 143H251V145H252ZM256 143V142H255ZM95 144V143H94ZM112 144V147H113V144L114 143H111ZM123 144V143H122ZM129 144V143H128ZM136 144V143H135ZM260 144V143H259ZM258 144V145H259ZM263 144V143H262ZM108 145H110L109 144V142H108ZM118 145H119V143H118ZM118 145H115V147H116V149H117V146ZM125 145V144H124ZM127 145V144H126ZM139 145V144H138ZM95 146H97V145H95ZM106 146H107V143H106ZM105 146V147H106ZM120 146V145H119ZM140 146V145H139ZM139 146H137L138 148H139ZM121 147V146H120ZM124 147H127L128 149H129V147H130V144H129V146H124ZM108 148V147H107ZM121 148H123V147H121ZM140 148H141V146H140ZM143 148V147H142ZM142 148L141 149H138L139 150V153H140V155L143 157V154H144V150H142ZM264 147L262 146V148H261V146H260V151L259 152H254V154L252 153H250L251 155H248L250 158H253V156H254V161H253V159H247L246 157H245V153H243V154H240L241 156L239 157L240 158V160H239V158L238 157H236V158H234V157H232L234 160L235 159H237L238 160V162H237V165H238V167H237V169H236V166H235V168H233L235 171H237L238 169H239V171H240V174H238V171H237V173L235 174L234 173V170H232V171H230V175H231V177L232 178H234V181H235V179L238 177V178H242L243 179V176H244V179H245V174H246V170H247V168L249 167V165L248 164H250V163H252V161H253V165L254 166H256L255 168L256 169H253L252 170V168L250 169V168H248V173H249V169H250V171H257V170H260V169H264V149H263ZM96 149V148H95ZM103 149V148H102ZM116 149H112L113 151H116ZM144 149V148H143ZM119 150H120V148H118V152H119ZM123 150V149H122ZM142 151V153H141V151ZM106 151V150H105ZM105 151L103 150V152L105 153ZM110 151V150H109ZM133 151H131V153H129L130 152V149H129V151H128V153H129V155H133ZM232 151H234V153H235V150H232ZM124 152V151H123ZM125 152H127V150H125ZM138 152V151H137ZM221 152V151H220ZM252 152V151H251ZM117 153V152H116ZM128 153H126V155L128 154ZM135 153V152H134ZM89 154V153H88ZM106 154V153H105ZM118 154V153H117ZM119 154H121V152H119ZM136 154H138V153H136ZM220 154V156H221V153H218V155ZM225 154V153H224ZM232 154H233V152H232ZM111 156H117L118 157V155H113V154H110ZM109 155V156H110ZM228 156V154L226 153L224 156ZM242 155H243V157H242ZM104 156V155H103ZM105 156H107V155H105ZM110 156V157H111ZM123 156H125L124 154H123ZM122 156V158H124ZM135 156V155H134ZM141 156H139V158L137 157H134L135 159H137L138 160V162H141V163H143L142 162V160L146 157H144L143 159H142V157ZM217 156V155H216ZM237 156V155H236ZM252 156V157H251ZM109 157V158H110ZM112 157V158H113ZM120 158H121V156H119ZM131 157V156H130ZM140 157H141V161H140ZM242 157V158H241ZM111 158V159H112ZM126 158V157H125ZM133 158V159H134ZM218 159H219V157H217ZM226 158H229V157H226ZM231 158V159H232ZM105 159H107L108 160V158L107 157H105L104 158V160ZM114 159V158H113ZM118 159V158H117ZM132 159V158H131ZM221 162H223L224 163V159H225V157L223 158V156H221ZM243 159V160H242ZM244 159H246V161L244 160ZM107 160H105V161H107ZM110 160V159H109ZM119 160H121V159H119ZM147 160V159H146ZM228 160V159H227ZM102 161H103V159H102ZM133 161V160H132ZM131 161V162H132ZM144 161V160H143ZM212 161V160H211ZM229 162L230 161H232V160H228ZM240 161V162H239ZM241 161H243V162H241ZM250 163H249V162ZM112 162H114V161H112ZM112 162H111V166H113V164H112ZM116 162H118V161H116ZM122 162H124V161H122ZM126 162V161H125ZM135 162V161H134ZM137 161H136V163H134V165L136 164V165H138V164H140V163H138ZM247 164H246V163ZM104 163V162H103ZM102 162H99V164L101 165V164H103ZM115 163V162H114ZM120 163V162H119ZM127 163V162H126ZM126 163H125V166H126ZM130 163V162H129ZM146 163H152L151 161L149 162V161H147ZM212 163V162H211ZM222 163V165H224ZM242 163H245V164H243L242 165ZM255 163V164H254ZM98 164V165H99ZM104 164H107L106 162L104 163ZM145 164V162L143 163V165ZM174 164V163H173ZM214 164V163H213ZM225 164H227V162L225 163ZM109 165V163L107 164V167H109L108 166ZM115 165V164H114ZM120 165H121V163H120ZM124 165V164H123ZM128 165V164H127ZM131 165H132V163H131ZM130 165V166H131ZM133 165V166H134ZM143 165H141V167L143 166ZM147 165V164H146ZM151 165V164H150ZM156 165V164H155ZM154 163H152V165L151 166H149V164L147 165V166H149V168L151 167H153V171L151 172V170L152 169H150L149 171H150V173L149 174H151V173H153L154 175H156V176H154L153 178L154 179H156V177H157V179H158V177L160 176V173H158V174H155V173H157V171H158V169L157 168H155L154 169ZM176 165V164H175ZM211 165V164H210ZM216 165V164H215ZM218 165V164H217ZM216 165V166H217ZM242 165V166H241ZM246 165H248V167H246ZM116 166V165H115ZM119 166V165H118ZM160 166H161V164H160ZM163 166V165H162ZM161 166V167H162ZM207 167V164H205L204 165V167ZM226 166V165H225ZM101 167H104V166H102L101 165ZM114 167V166H113ZM129 167V166H128ZM158 167H159V165H158ZM160 167V168H161ZM224 167V166H223ZM99 168H100V166H99ZM119 168H120V166H119ZM118 168V169H119ZM143 168V167H142ZM142 168H140V169H142ZM145 168V167H144ZM143 168V169H144ZM148 168V167H147ZM146 168V169H147ZM208 168L209 169H207V170H209L210 171V166H208ZM218 168V167H217ZM244 168V169H243ZM122 169V168H121ZM121 169H120V171H121ZM124 169H126V171L128 170L127 168H124ZM131 169H132V167H131ZM134 169V168H133ZM146 169H145V171H146ZM204 169V168H203ZM203 169H202V171H201V174L203 175ZM220 169H222V168H220ZM219 169V170H220ZM231 169V168H230ZM100 170H101V168H100ZM117 170V169H116ZM135 170H136V168H135ZM155 170V171H154ZM157 170V171H156ZM201 170V169H200ZM199 170V171H200ZM101 171H104V173H105V169H103V170H101ZM120 171H118L117 173H118V175H120L119 173H121ZM134 171V170H133ZM133 171H131L133 174H135L136 173V171L135 172H133ZM137 171H139V170H137ZM215 171V170H214ZM225 171H227V169L225 170ZM263 171V170H262ZM108 172H110V171H108ZM112 173H113V171H111ZM130 172V173H131ZM143 172V171H142ZM166 172H168V171H166ZM206 172V171H205ZM205 172H204V174H205ZM213 172V171H212ZM216 172V171H215ZM218 172H220V171H218ZM244 172V173H243ZM258 172V171H257ZM106 173H107V170H106ZM105 173V174H106ZM115 173H116V171H115ZM124 173H127V172H124ZM148 173H146V174H148ZM206 173H208V171L206 172ZM235 175H234V174ZM241 173H242V175H241ZM260 173H261V171H260ZM93 174V173H92ZM100 174H102V173H100ZM129 174V173H128ZM128 174H125V176H127ZM133 174H129V175H132L133 176ZM138 174V175H137ZM145 174V173H144ZM212 175H215V174H213V173H211ZM224 174V173H223ZM238 174V175H237ZM244 174V175H243ZM250 174V173H249ZM249 174H246V177L249 175ZM252 174V173H251ZM250 174V175H251ZM263 175H264V171H263V173H262ZM84 175H85V173H84ZM83 175V176H84ZM109 175H111V174H109ZM117 175V176H118ZM124 175V174H123ZM123 175H122V177H123ZM135 175H137L138 177H139V173H136ZM157 175H159V176H157ZM167 175V174H166ZM201 175V176H202ZM229 175V176H230ZM256 175V174H255ZM82 176V177H83ZM101 176V175H100ZM112 176L114 177V179H115V176L112 174ZM125 176H124V178H125ZM137 176H135V177H137ZM144 176H146V175H144ZM211 176V175H210ZM217 176V175H216ZM241 176V177H240ZM87 177H88V175H87ZM105 177H106V175H105ZM113 177H111V179H113ZM129 177V176H128ZM127 177V178H128ZM147 177V176H146ZM146 177H144L145 179H146ZM148 177H150V176H148ZM147 177V178H148ZM200 177V176H199ZM199 177H197V178H199ZM205 177V176H204ZM219 177H220V175H219ZM222 177H223V175H222ZM226 177H227V175H226ZM258 176L256 175V177L255 178H257ZM104 178V177H103ZM103 178H100L99 179V177H98V179L99 180H101L102 179V183L104 182V180H105V182H106V184H107V182H108V184L109 185H111V182L112 181H114V180H110V178L108 179V177H107V181H106V178L103 180ZM118 178V177H117ZM117 178L115 179V180H117ZM121 178V177H120ZM126 178V179H127ZM134 178V177H133ZM141 178V177H140ZM153 178H150V180H149V178H148V180L150 181V184L149 183H147V185L145 184H143V183H146L148 180H145V179H141L143 182H142V186L143 187H146V189H151L150 187H149V185L151 186V179L153 180ZM201 178V177H200ZM211 178V177H210ZM209 178V179H210ZM214 178H215V176H214ZM88 179H89V177H88ZM96 179V178H95ZM125 179V180H126ZM131 179H132V177H131ZM139 179V178H138ZM202 180H203V177L201 178ZM211 179H213V178H211ZM218 179V178H217ZM227 179V178H226ZM243 179V180H244ZM258 179V178H257ZM256 179V180H257ZM83 180V179H82ZM81 180V181H82ZM85 180H86V177H85ZM108 180H110V181H108ZM122 180H124V179H122ZM127 180H129V185H132V183L130 184V179H127ZM136 180H137V178H136ZM144 180L146 181V182H144ZM166 180V179H165ZM198 180V179H197ZM201 180V181H202ZM206 181H207V179H205ZM219 180V179H218ZM223 180V179H222ZM229 180H230V178H229ZM232 180V179H231ZM240 180V179H239ZM253 180V179H252ZM87 181V180H86ZM118 181H121L120 179L118 180ZM148 181V182H149ZM204 181V180H203ZM213 181V180H212ZM216 181V180H215ZM221 181V180H220ZM255 181V180H254ZM258 181V180H257ZM110 182V183H109ZM125 182V181H124ZM131 182H135V179H134V181H133V179H132V181ZM139 183H140V180L138 181ZM205 182V181H204ZM210 182H211V180H210ZM222 182H224V184H225V180L224 181H221V184H223ZM227 182V181H226ZM244 182V181H243ZM253 182V181H252ZM256 182V181H255ZM87 186L89 185V181H87ZM96 183V182H95ZM115 183V182H114ZM122 183V182H121ZM120 183V184H121ZM125 183H127V182H125ZM138 183V184H139ZM155 183H158V182H156L155 181ZM206 183V182H205ZM213 183H215L214 181H213ZM228 183V182H227ZM231 183V182H230ZM237 183V182H236ZM245 183H246V181H245ZM251 183V182H250ZM260 183V182H259ZM259 183L257 184L258 186H259ZM105 184V183H104ZM103 184V185H104ZM108 184H107V187H108ZM113 184V183H112ZM115 184H117V183H115ZM136 184V183H135ZM134 184V186L136 187V185ZM149 184V185H148ZM206 184H209V185H207L208 187H213L214 185H211L210 186V184H212V183H206ZM235 184V183H234ZM238 184V183H237ZM244 184V183H243ZM247 185H248V183H246ZM84 185H85V187H86V184L84 183ZM97 185H98V182H97ZM97 185H96V187H97ZM100 182H99V187H100ZM102 185V186H103ZM122 185V184H121ZM125 185V184H124ZM128 185V184H127ZM128 185V187H130V188H132V186H129ZM155 185H157V184H155ZM217 185H218V182H217ZM227 185V184H226ZM229 185V184H228ZM232 185V184H231ZM245 185V184H244ZM247 185H245V188H247L248 186ZM252 185H253V183H252ZM83 186V185H82ZM90 186V185H89ZM88 186V187H89ZM104 186H106V185H104ZM104 186H103V189H104ZM114 186V185H113ZM118 186V185H117ZM148 186V187H147ZM152 186H154L153 185V182H152ZM164 186H166V185H164ZM207 186H202V184H201V187H199V185H197V187H195V188H201L202 190L204 189L203 187H206L205 188V192H208L207 194L208 195H205V196H208V199H209V194H210V191L208 190V189H210V188H208ZM216 186V185H215ZM235 186V185H234ZM237 186V185H236ZM240 186V185H239ZM251 186V185H250ZM255 186V185H254ZM264 186V185H263ZM93 187V186H92ZM99 187H97V188H99ZM106 187V188H107ZM111 187V186H110ZM122 187V191H123V189H125V188H123V186H121ZM128 187H126V189L128 188ZM188 188H189V186H187ZM187 187H185V188H187ZM225 187V186H224ZM228 187V186H227ZM230 187V186H229ZM90 188V187H89ZM95 188V187H94ZM93 188V189H94ZM97 188H95L96 190H97ZM102 188V187H101ZM113 188V187H112ZM118 188V187H117ZM117 188H115V189H117ZM130 188H128L127 190L129 191V189ZM137 188H140V184H139V186L137 187ZM137 188H135V192H136V189ZM155 188L156 187H152V189H151V191L154 189V191H155ZM184 188V189H185ZM191 188V187H190ZM216 189H217V187H215ZM215 188H213L214 190H215ZM219 188H221L220 187V182H219V185H218V189ZM223 188V187H222ZM235 188V187H234ZM238 188V187H237ZM242 188H244V187H242ZM244 188V189H245ZM254 188H256V186L254 187ZM253 188V189H254ZM260 189H261V187H259ZM84 189V188H83ZM88 189V188H87ZM114 189V188H113ZM126 189L122 192V191H119V193L117 194L116 192H117V190H115V193L117 194V196H116V194L115 193H113V194H115V196L116 197H112V199L114 200V198L117 200V198L119 197H122V196H124L125 195V191H126ZM145 189V190H146ZM183 189V190H184ZM201 189H199L198 190V192H200L201 191ZM217 189V190H218ZM228 189V188H227ZM229 189H232V188H229ZM249 189H251L252 190V188L251 187H249ZM263 189V188H262ZM261 189V190H262ZM95 190V191H96ZM100 190V189H99ZM98 190V191H99ZM109 190V189H108ZM112 190V189H111ZM110 190V191H111ZM119 190H121L120 188H119ZM137 190H140V189H137ZM186 190V189H185ZM191 190V189H190ZM197 190V189H196ZM195 190V191H196ZM211 190V189H210ZM214 190H212V191H214ZM216 190V191H217ZM225 190V189H224ZM240 191H241V189H239ZM247 190V189H246ZM255 190V192H256V189H254ZM89 191H91V190H89ZM93 191V190H92ZM91 191V192H92ZM126 192V196H127V194L129 193V192ZM148 192L150 191V190H147ZM187 191V190H186ZM185 191V192H186ZM193 191V190H192ZM191 191V192H192ZM211 191V192H212ZM219 191V190H218ZM222 192H223V190H221ZM237 191V190H236ZM235 191V192H236ZM248 191V190H247ZM257 191H258V187H257ZM102 192H103V190H102ZM114 192V191H113ZM130 192H131V189H130ZM132 192H134V190H132ZM140 192H142V191H137L135 194L137 195V193L138 194H141V196H143L142 194L144 193V191H143V193H140ZM157 192V191H156ZM197 192V193H198ZM201 192H203V191H201ZM220 192V191H219ZM218 192V193H219ZM225 192V191H224ZM227 192V191H226ZM231 192V191H230ZM229 192V193H230ZM243 192V191H242ZM249 192V191H248ZM248 192H246L247 194H248ZM254 192V193H255ZM96 193V192H95ZM100 193H101V191H100ZM103 193H105V192H103ZM112 193V192H111ZM121 193H123L121 196H119V194H121ZM151 193V192H150ZM153 193V192H152ZM188 193V192H187ZM196 193V194H197ZM204 193V192H203ZM202 193V194H203ZM234 193V192H233ZM244 193V192H243ZM253 193V192H252ZM253 193V194H254ZM260 192H258V194H259ZM106 194V193H105ZM107 194L109 195L110 193L109 192H107ZM113 194H112V196H113ZM134 194V193H133ZM145 194V197H146V193H144ZM196 194H194V195H196ZM199 194V193H198ZM206 194V193H205ZM215 194V193H214ZM212 195L211 196V198L213 199V196H214V198H217L218 197V199H221L222 200V198H219V196H216V195ZM223 194V193H222ZM225 194V193H224ZM232 194V193H231ZM242 194V193H241ZM263 194H264V192H263ZM98 195V194H97ZM100 195V194H99ZM98 195V196H99ZM108 195H106L105 197H104V200H105V198H107L108 197ZM111 195V194H110ZM135 195V196H136ZM181 196H182V194H180ZM180 195L178 194V197H177V199H180ZM185 195L186 194H184V191H183V196H182V199H183V197H185ZM188 195H189V193H188ZM211 195V194H210ZM233 195V194H232ZM231 195V196H232ZM239 195V194H238ZM237 195V196H238ZM243 195H245V193L243 194ZM261 195V194H260ZM259 195V196H260ZM104 196V195H103ZM125 196V197H126ZM155 196V195H154ZM216 196V197H215ZM224 196V195H223ZM226 196V195H225ZM225 196L223 197V198H225ZM227 196H229V194H227ZM245 196H247L248 197V195H245ZM245 196H244V198H245ZM251 196H252V194H251ZM258 196V195H257ZM102 197V196H101ZM111 197V196H110ZM125 197H124V199H125ZM139 198L140 197V195L138 196H136V198ZM144 197V196H143ZM142 197V198H143ZM145 197L143 198V202L145 203V202H148L147 200H149V198H150V196L148 197L147 196V198H146V200H145ZM158 197V195L156 196V198ZM187 197V196H186ZM200 197V196H199ZM239 197V196H238ZM241 197V196H240ZM246 197V198H247ZM98 198V197H97ZM100 198V197H99ZM127 198V197H126ZM130 198V199H129ZM155 198V197H154ZM153 198V199H154ZM174 198H176V197H174ZM189 198V197H188ZM191 198V197H190ZM189 198V199H190ZM193 198H194V196H193ZM210 198V199H211ZM243 198V200H246V199H244ZM251 198V197H250ZM255 198V197H254ZM108 199H110V198H108ZM108 199H106L105 201H108ZM111 199V200H112ZM123 197L121 198V200H119L120 202V206H119V209L121 208V210H122V208H126V206L128 205L126 202H131L132 200V197H131V195H130V197H129V195H128V198L127 199H129V200H131V201H127V199H126V201H125V203L124 202H122L123 200ZM151 199V198H150ZM153 199L151 200V201H153ZM181 199V200H182ZM198 199V198H197ZM196 199V200H197ZM201 198H199V200H200ZM207 199V198H206ZM207 199V200H208ZM228 199V198H227ZM226 199V200H227ZM238 199V198H237ZM237 199H236V201H237ZM252 199V198H251ZM250 199V200H251ZM260 199V198H259ZM112 200V202L114 203V201ZM137 200V199H136ZM157 200V199H156ZM156 200L154 199V201L156 202ZM179 201V202H182V201ZM195 200V201H196ZM214 200V199H213ZM215 200H217V199H215ZM248 200V199H247ZM247 200H246V202H247ZM263 200V199H262ZM100 201H103V199L101 200L100 199ZM104 201V202H105ZM139 200H137V202H138ZM165 201V200H164ZM163 201V202H164ZM170 201V200H169ZM203 201V200H202ZM201 201V202H202ZM209 201V200H208ZM212 201V200H211ZM210 201V202H211ZM219 201V200H218ZM218 201H216V202H218ZM254 201H256V198H255V200ZM258 201V200H257ZM255 202V204L257 203L258 204V202ZM111 202V201H110ZM116 202H118V201H116ZM141 203V204H144V203ZM158 202V201H157ZM159 202H162V201H159ZM159 202H158V205H159ZM162 202V203H163ZM172 202V201H171ZM188 202V201H187ZM200 202V203H201ZM209 202V203H210ZM221 202H223V201H221ZM220 202V203H221ZM239 202V201H238ZM252 202V201H251ZM262 201H260V203H261ZM119 203H116L115 204V206L117 205V204H119ZM121 203L125 206V207H123V205H121ZM132 204H133V202H131ZM131 203H129L130 205H132ZM165 203H167L166 201L164 202V204ZM183 203H184V200H183ZM189 203V202H188ZM196 203H198V200L194 203V204H196ZM200 203H198V204H196V205H200ZM215 203V202H214ZM226 203V202H225ZM232 203H234V202H232ZM239 203H242L241 205H244V207L246 206L245 205V201H244V203L242 202V198L240 199V202ZM263 203H264V201H263ZM263 203H261V204H259L260 206H262V204ZM135 204H138L139 206H140V204L139 203H135ZM170 204V206H172L171 205V203H169ZM173 204V203H172ZM185 205H186V203H184ZM183 204V205H184ZM189 204H191V203H189ZM222 204V203H221ZM227 204V203H226ZM225 204V205H226ZM247 204V203H246ZM137 205V206H138ZM147 205V204H146ZM166 205V204H165ZM165 205H163V207L165 208V207H167V206H165ZM168 205V204H167ZM180 206V207H184V206ZM195 205V206H196ZM216 205H220V204H216ZM216 205L214 204V206L216 207ZM264 205V204H263ZM105 206V205H104ZM108 206H110V203H109V205H108V203H107V207ZM129 206V205H128ZM133 207H131V208H134V205H132ZM169 205H168V207H170ZM191 206V205H190ZM194 206V207H195ZM202 206V205H201ZM213 206V207H214ZM227 206H228V204H227ZM235 206V205H234ZM250 206V205H249ZM254 206V205H253ZM259 206V208L258 207H255V208H258V209H260V208H263V207H260ZM101 207H103V206H101ZM113 207V206H112ZM145 207H147V206H144V208H142V206H140V208H142V210H145ZM150 207H152V206H150ZM156 207V206H155ZM162 207V205H161V208L162 209H164ZM167 207V208H168ZM172 207H174V206H172ZM172 207H171V209H172ZM178 207V206H177ZM180 207H178V208H180ZM193 207V206H192ZM193 207V208H194ZM224 207V206H223ZM231 207H232V205H231ZM240 207H242V209H243V206H240ZM114 208V207H113ZM111 209V211H110V213H112V210H113V212L115 211L114 209ZM129 208V207H128ZM139 207H138V209L139 210H141ZM148 209H146V213L148 214L149 213V215H150V213H151V210L153 209V208H149V207H147ZM167 208H166V212H167ZM176 207H174L173 209H175ZM186 208H187V206H186ZM186 208H183V209H186ZM189 208V207H188ZM191 208V207H190ZM196 208V207H195ZM208 208V207H207ZM248 208V207H247ZM254 208V209H255ZM115 209H118V206H117V208H115ZM138 209H137V211H138ZM151 209V210H150ZM155 209V208H154ZM170 209V208H169ZM169 209H168V211H169ZM173 209H172V211H173ZM182 209V208H181ZM196 209H198V211L200 210V213H201V208H196ZM203 209V208H202ZM205 209V208H204ZM215 209H217V208H215ZM236 208H234V210H235ZM239 209V208H238ZM254 209H252V208H248V209H246V210H241L240 209V211H238L237 210V215H236V217H235V214H236V211L235 212H233V208L232 209H217V210H215V211H213V212H211L212 211V209H210L211 211V213L210 212H207V213H203V211H202V213L203 214H200V213H196V220H195V218L193 219V218H191L192 216H193V214H192V216L190 217V218H188L190 215H184V214H187V213H184L183 215H177V213L175 214L176 215V217L178 216V218L179 217H181L179 220H177V222H173V223H167V221H165V220H169V218H170V215H171V217H173L172 216V212L170 213V215H164L162 212H164V211H161V213L164 215V217L162 218V217H159L158 216V220H156L155 222H157L158 223V221L160 220V222H159V224H154L153 222V219H150L151 218V216H149L150 218H149V220H147V222L148 221H153L152 223L153 224H149V222H148V224H145V222H144V220L146 221V218H148V217H145L144 216V220L143 221H137V223H139V222H144V224H135V223H133V222H131L130 224H127L128 223V221L130 220V221H132V218H131V215L129 216L128 215V217H127V215H126V220L125 221H127V223H123L125 226H128V229L124 226L122 229H123V232L125 231L124 229H126V231L127 232H125L127 235L124 237H122V238H119L118 236H116V237H112L113 239H115L114 240V242L112 241V244H114L115 243V250H116V253H117V256H118V253H124V254H127L128 256L127 257H131L132 259H134V261H136V262H139V263H141V264H264V218L262 219V221H257V220H254L255 218H256V216H254L255 214H256V211H257V209H256V211L254 210ZM135 210V209H134ZM149 210H150V212H149ZM191 210V209H190ZM189 209H188V211H190ZM206 210V209H205ZM261 210V209H260ZM116 211H118L119 212V210H116ZM135 212V213H137V214H135V217L136 218H139L138 216V214H140V212L138 213V212ZM154 211H156V209L154 210ZM159 211H160V209H159ZM159 211H157V213L159 212ZM176 211V210H175ZM186 211V210H185ZM262 212H264V208H263V210H261ZM177 212H178V210H177ZM181 212H184L183 210H181ZM192 213H193V211H191ZM261 212V213H262ZM132 213V212H131ZM131 213H129V214H131ZM142 213V212H141ZM143 213H145V211L143 212ZM145 213V214H146ZM195 213V212H194ZM257 213H258V211H257ZM124 214H126V213H124ZM124 214H121L122 215V217H123V215ZM128 214V213H127ZM133 214V213H132ZM144 214V215H145ZM153 214H154V212H153ZM181 214V213H180ZM190 214V213H189ZM121 215H119L118 214V218H119V216H120V218H121ZM257 215V214H256ZM153 216V215H152ZM161 216V215H160ZM262 216V215H261ZM263 216H264V214H263ZM117 217H116V219H117ZM124 217H125V215H124ZM129 217H130V219H129ZM133 217V216H132ZM134 217V218H135ZM167 217H168V219H167ZM175 217V218H176ZM111 218H113V216L111 217ZM111 218H109V220L111 219ZM119 218V220L120 221H123V220H121ZM142 219H143V217H141ZM154 218V217H153ZM160 218H162V221H161V219ZM175 218H173L174 219V221H176L175 220ZM253 218V219H252ZM262 218V217H261ZM124 219V218H123ZM163 219H165L164 221H163ZM173 219H171V220H173ZM177 219V218H176ZM114 220V218L113 219H111V221H113ZM136 220H138V219H136ZM171 220H169V221H171ZM114 221H116V220H114ZM113 221V222H114ZM129 221V222H130ZM113 222L111 223V224H113ZM134 222H136V221H134ZM166 222V223H165ZM110 223V222H109ZM118 223V222H117ZM108 225V224H107ZM107 225H106V227H107ZM111 225L109 224V227H110ZM105 227V224H104V226H103V228H101L102 229V231L105 229L104 228ZM109 227H107L108 229H109ZM112 227V226H111ZM113 228V227H112ZM112 228H110V229H112ZM113 229H115L116 230V227H114ZM107 230V229H106ZM106 230H105V232H106ZM108 231V230H107ZM109 232V231H108ZM120 232H122V231H120ZM104 233V232H103ZM107 233V232H106ZM106 233H105V235H106ZM119 233V232H118ZM125 233H121V234H125ZM116 234V233H115ZM120 234V233H119ZM108 235V234H107ZM103 236V235H102ZM112 236H113V234H112ZM122 236V235H121ZM107 237V236H106ZM101 238V237H100ZM109 238V237H108ZM111 238V239H112ZM99 239V238H98ZM100 240V239H99ZM106 241V240H105ZM108 241V240H107ZM107 241H106V243H107ZM108 243H110V241L108 242ZM107 243V244H108ZM109 245V244H108ZM107 245V246H108ZM104 246V245H103ZM111 246V245H110ZM114 248V247H113ZM103 249H105V246H104V248ZM109 251V249H107L106 248V253H108V251ZM114 252V251H113ZM110 253H112V252H110ZM115 253V252H114ZM106 255H108V254H105L104 255V257H106ZM110 255H113V254H109V256ZM116 256V257H117ZM114 257V256H113ZM111 258V257H110ZM109 258V259H110ZM115 258V257H114ZM122 258V257H121ZM120 258V259H121ZM112 259V258H111ZM117 259V258H116ZM119 259V260H120ZM124 259V258H123ZM126 261H127V259H125ZM124 260V261H125ZM113 261V260H112ZM125 261V262H126ZM129 261H130V259H129ZM128 261V262H129ZM134 261H132V262H134ZM106 262V261H105ZM110 262V261H109ZM113 262H115V261H113ZM113 262H110L111 264H113ZM128 262H126V263H124V264H128ZM131 262V261H130ZM116 263L118 264V262L116 261ZM115 263V264H116ZM106 264V263H105ZM130 264V263H129ZM133 264V263H132ZM136 264H138V263H136Z\"/></svg>",
	"mask_w": 264,
	"mask_h": 264
}]
</instances>
